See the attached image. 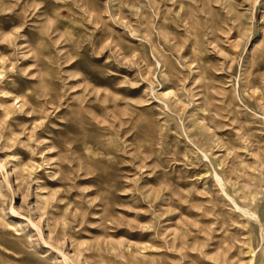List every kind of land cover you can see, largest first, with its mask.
<instances>
[{"label": "rangeland", "instance_id": "obj_1", "mask_svg": "<svg viewBox=\"0 0 264 264\" xmlns=\"http://www.w3.org/2000/svg\"><path fill=\"white\" fill-rule=\"evenodd\" d=\"M264 264V0H0V264Z\"/></svg>", "mask_w": 264, "mask_h": 264}, {"label": "bare ground", "instance_id": "obj_2", "mask_svg": "<svg viewBox=\"0 0 264 264\" xmlns=\"http://www.w3.org/2000/svg\"><path fill=\"white\" fill-rule=\"evenodd\" d=\"M249 264V263H248Z\"/></svg>", "mask_w": 264, "mask_h": 264}]
</instances>
